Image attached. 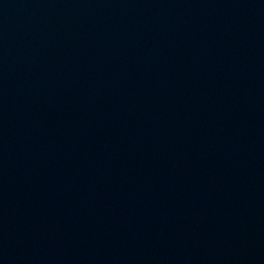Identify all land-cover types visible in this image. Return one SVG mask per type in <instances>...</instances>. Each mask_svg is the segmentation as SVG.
<instances>
[{"label": "water", "instance_id": "95a60500", "mask_svg": "<svg viewBox=\"0 0 264 264\" xmlns=\"http://www.w3.org/2000/svg\"><path fill=\"white\" fill-rule=\"evenodd\" d=\"M0 264H264V0H0Z\"/></svg>", "mask_w": 264, "mask_h": 264}]
</instances>
